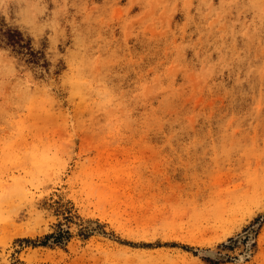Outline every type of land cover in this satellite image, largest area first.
I'll list each match as a JSON object with an SVG mask.
<instances>
[{
  "label": "rangeland",
  "instance_id": "rangeland-1",
  "mask_svg": "<svg viewBox=\"0 0 264 264\" xmlns=\"http://www.w3.org/2000/svg\"><path fill=\"white\" fill-rule=\"evenodd\" d=\"M0 264H264V0H0Z\"/></svg>",
  "mask_w": 264,
  "mask_h": 264
},
{
  "label": "trees",
  "instance_id": "trees-1",
  "mask_svg": "<svg viewBox=\"0 0 264 264\" xmlns=\"http://www.w3.org/2000/svg\"><path fill=\"white\" fill-rule=\"evenodd\" d=\"M7 38H8V41H9V43L11 45L19 46L21 48L26 47L25 45L22 44L24 39L22 38V34L20 32H18V31L17 32H13V33H8V37ZM49 237H50V235H48L46 237V239L49 238Z\"/></svg>",
  "mask_w": 264,
  "mask_h": 264
}]
</instances>
